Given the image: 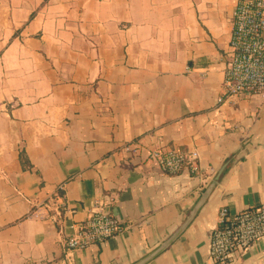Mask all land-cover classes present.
Wrapping results in <instances>:
<instances>
[{
	"label": "crops",
	"instance_id": "1",
	"mask_svg": "<svg viewBox=\"0 0 264 264\" xmlns=\"http://www.w3.org/2000/svg\"><path fill=\"white\" fill-rule=\"evenodd\" d=\"M235 2L0 0V264H133L210 183L144 264H220L219 206L264 202V99H217ZM158 145L197 152V169L161 171L144 159ZM96 204L122 230L63 249ZM225 264H264V235Z\"/></svg>",
	"mask_w": 264,
	"mask_h": 264
},
{
	"label": "built area",
	"instance_id": "2",
	"mask_svg": "<svg viewBox=\"0 0 264 264\" xmlns=\"http://www.w3.org/2000/svg\"><path fill=\"white\" fill-rule=\"evenodd\" d=\"M227 61L218 101L228 97L264 99V0H236L230 19ZM126 152L142 154L145 147L133 140L123 145ZM197 152L177 146L149 147L144 159L158 165L165 173H176L183 167L197 169ZM62 183L56 185L61 189ZM49 204V202L47 203ZM54 204L50 201V205ZM55 213L57 207H53ZM122 230L120 220L96 204L78 228L63 242V249L82 248L100 242ZM264 235V202L231 211L219 206L216 222L208 235V255L225 264L235 254L250 247Z\"/></svg>",
	"mask_w": 264,
	"mask_h": 264
},
{
	"label": "water",
	"instance_id": "3",
	"mask_svg": "<svg viewBox=\"0 0 264 264\" xmlns=\"http://www.w3.org/2000/svg\"><path fill=\"white\" fill-rule=\"evenodd\" d=\"M212 187H213V184L210 183L201 192L195 204L193 205L191 210L186 215L184 221L179 225V227L172 234H170L165 240H163V242H161L154 250H152L146 256L142 257L140 260L134 262L133 264H144L145 262L150 260L152 257H154L156 254L163 251L181 233V231L189 224V222L195 216L196 212L199 210V208L203 205V203L207 199V196L209 195Z\"/></svg>",
	"mask_w": 264,
	"mask_h": 264
},
{
	"label": "trees",
	"instance_id": "4",
	"mask_svg": "<svg viewBox=\"0 0 264 264\" xmlns=\"http://www.w3.org/2000/svg\"><path fill=\"white\" fill-rule=\"evenodd\" d=\"M19 159H20V161H21V164H25V161L23 160V154L22 153H20L19 154Z\"/></svg>",
	"mask_w": 264,
	"mask_h": 264
}]
</instances>
